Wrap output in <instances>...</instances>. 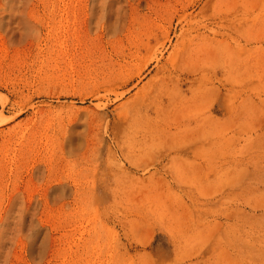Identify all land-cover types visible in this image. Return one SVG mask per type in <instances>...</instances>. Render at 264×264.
I'll return each mask as SVG.
<instances>
[{
	"label": "rangeland",
	"instance_id": "374dc122",
	"mask_svg": "<svg viewBox=\"0 0 264 264\" xmlns=\"http://www.w3.org/2000/svg\"><path fill=\"white\" fill-rule=\"evenodd\" d=\"M63 3L0 0V139L39 142L71 181L119 172L122 264H264V0H164L116 39L73 18L62 32ZM83 137L78 162L65 140ZM19 149L0 151V213L15 187L44 201ZM47 208L55 232L82 230L63 201Z\"/></svg>",
	"mask_w": 264,
	"mask_h": 264
},
{
	"label": "bare ground",
	"instance_id": "6f19581e",
	"mask_svg": "<svg viewBox=\"0 0 264 264\" xmlns=\"http://www.w3.org/2000/svg\"><path fill=\"white\" fill-rule=\"evenodd\" d=\"M197 2L199 0H190V4ZM164 4V0H78L77 6L64 0L59 23L61 31L65 32L62 30L64 23L71 18L78 19L87 31L116 39L128 36L141 19L147 20L153 13L161 15ZM181 19L186 24L199 23L196 19L189 21L186 14ZM22 20L24 25L29 24L28 18L14 15L9 28L13 36L20 38L25 34L29 38L26 29L21 35L15 26ZM65 142L80 151L76 158L78 162L92 149V139L88 137L67 138ZM61 143L64 142H50L47 153L53 155ZM11 144L20 146L16 155L19 161L28 163L29 177L44 183L40 194L44 201L40 205L39 193L29 187H15L10 195L2 198L0 259L7 264L12 253L20 249L29 254L24 264L34 261L38 264H122L119 172L109 173L100 166L94 176L89 177L80 170L71 181L49 167L48 159L35 152L39 142L26 139L17 143L0 139V151L4 152ZM2 161L0 169L5 167L4 158ZM58 200L68 206L71 217H75V225L82 229L80 232H55L54 215L47 207L51 201L56 204ZM28 229H31L30 233L25 235Z\"/></svg>",
	"mask_w": 264,
	"mask_h": 264
},
{
	"label": "clouds",
	"instance_id": "9594fccd",
	"mask_svg": "<svg viewBox=\"0 0 264 264\" xmlns=\"http://www.w3.org/2000/svg\"><path fill=\"white\" fill-rule=\"evenodd\" d=\"M0 264H5V261L3 259H0ZM33 264H38V262L34 261Z\"/></svg>",
	"mask_w": 264,
	"mask_h": 264
}]
</instances>
